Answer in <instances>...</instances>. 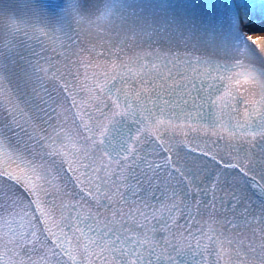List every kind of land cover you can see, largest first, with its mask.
<instances>
[{
	"label": "snow or ice",
	"instance_id": "1",
	"mask_svg": "<svg viewBox=\"0 0 264 264\" xmlns=\"http://www.w3.org/2000/svg\"><path fill=\"white\" fill-rule=\"evenodd\" d=\"M24 7L0 28V264H264V0Z\"/></svg>",
	"mask_w": 264,
	"mask_h": 264
}]
</instances>
